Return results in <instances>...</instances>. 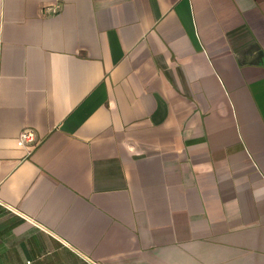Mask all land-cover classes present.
<instances>
[{
	"label": "crops",
	"instance_id": "0c3cea01",
	"mask_svg": "<svg viewBox=\"0 0 264 264\" xmlns=\"http://www.w3.org/2000/svg\"><path fill=\"white\" fill-rule=\"evenodd\" d=\"M0 264H264V0H0Z\"/></svg>",
	"mask_w": 264,
	"mask_h": 264
},
{
	"label": "built area",
	"instance_id": "2783aa9c",
	"mask_svg": "<svg viewBox=\"0 0 264 264\" xmlns=\"http://www.w3.org/2000/svg\"><path fill=\"white\" fill-rule=\"evenodd\" d=\"M35 139V132L32 128H26L22 130L18 136V143L20 145H25L26 142L32 141Z\"/></svg>",
	"mask_w": 264,
	"mask_h": 264
}]
</instances>
